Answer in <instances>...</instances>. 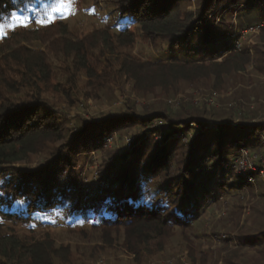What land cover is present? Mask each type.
<instances>
[{
  "label": "trees",
  "instance_id": "obj_1",
  "mask_svg": "<svg viewBox=\"0 0 264 264\" xmlns=\"http://www.w3.org/2000/svg\"><path fill=\"white\" fill-rule=\"evenodd\" d=\"M59 1L0 0V24L18 12L43 14ZM110 2L117 32L106 26L82 38L57 21L12 32L0 42V220L89 225L100 233L94 258L118 244L140 258L151 254L152 247L161 252L164 242L176 236L187 244L186 235L192 234L204 209L221 199L237 208L245 190L264 200L260 177L238 175L233 168L242 150L264 153V123L246 118L236 123L230 116L214 123L185 103L175 113L165 104L138 111L128 101L121 112L91 118L72 130L60 104L78 103L82 75L85 85L123 82L140 98L156 92L174 95L180 85L203 82L219 89L248 67L264 76V45L254 46L252 53L229 45L236 32L226 28L219 14L229 8L238 20L247 21L241 24L244 29L257 26L264 40V0ZM131 28L155 48L165 45L169 54L161 50L160 60L133 59L128 53L136 39ZM35 44L40 48H33ZM193 56H206L207 61H190ZM52 57L64 60L60 83L54 82ZM128 134L129 146L120 155L106 150V139ZM106 151L95 188L83 191L76 160ZM222 242L261 252L264 222ZM70 258L69 246L55 247L49 238L27 244L0 237V264H68ZM232 261L224 258L225 264Z\"/></svg>",
  "mask_w": 264,
  "mask_h": 264
},
{
  "label": "rangeland",
  "instance_id": "obj_2",
  "mask_svg": "<svg viewBox=\"0 0 264 264\" xmlns=\"http://www.w3.org/2000/svg\"><path fill=\"white\" fill-rule=\"evenodd\" d=\"M110 1L60 0L46 9L43 14L14 13L8 22L0 24V42L12 32L38 29L57 21L65 23L71 33L82 38L106 26H114L113 32H117L118 27L115 26L114 20L116 9ZM192 9V5L187 7V10ZM219 14L226 28L236 32L233 34L234 37L228 40L229 45L234 44L238 50L248 48L250 53L253 52L254 46L264 45L263 37L257 26L248 30L244 29L241 24L247 21L238 20L227 7L221 8ZM131 30L136 36L135 43L128 52L133 59L140 62L160 60L162 59L161 50L164 55L169 54L165 45L155 48L145 42L135 28ZM33 48L39 49L40 47L35 44ZM190 61L206 62L207 57L193 56L190 57ZM63 62L62 58L52 57L54 82L60 83L63 80V66L65 65ZM238 76L226 79V85L219 89L214 87L213 82H203L195 86L180 85L178 92L174 95L156 92L154 95L140 98L133 94L129 85H123V82L116 84L107 80V83L93 82L85 85L86 77L82 75L83 84L79 85L78 103L69 106L64 103L61 105L59 102L60 110L72 130H75L81 122L89 121L91 118L121 112L128 101H133L138 111L147 105L163 107L165 104L175 113L185 103L199 114L205 112L204 116L208 115L215 121L214 123L227 119L229 116L236 123L243 122L245 118L264 123V76L252 71V67L240 72ZM52 100L58 102L53 96ZM212 114L215 116H211ZM195 129L198 128L193 126L192 130ZM156 141H159L158 137ZM129 143V134L122 138L113 137L105 140L106 150L117 156L128 148ZM107 151L86 153L76 160L83 191L88 192L95 188L98 170L108 159ZM243 151L246 152V162L251 164V169L255 172L241 170V173L245 174L240 175L246 176L249 172L257 174L261 183L264 184L263 151ZM241 196L243 201L237 203V208L231 200L224 202L222 199L217 204L207 206L204 214L194 224L192 234L186 235L189 239L187 244L182 237L176 236L164 242V249L161 252L155 251L152 247L151 254L140 258H133L125 253L119 244L116 245L114 251L94 258L92 249L99 245L100 233L89 225L71 224L60 220H47L41 224L28 225H15L0 220V237L13 236L27 244L49 238L55 247L69 246L71 258L68 264H225L224 258L228 257L232 258L234 264H264V249L259 252L248 248H238L232 242L226 244L222 242L229 238V234L239 233L242 228L251 227L257 221L264 222V200L259 201L245 190H242ZM256 210L261 211L262 214L257 215ZM154 244L155 241L151 246ZM188 249L193 254V263L187 257Z\"/></svg>",
  "mask_w": 264,
  "mask_h": 264
},
{
  "label": "built area",
  "instance_id": "obj_3",
  "mask_svg": "<svg viewBox=\"0 0 264 264\" xmlns=\"http://www.w3.org/2000/svg\"><path fill=\"white\" fill-rule=\"evenodd\" d=\"M257 29H258V27H257ZM245 157H246V152L242 150L241 151V155L238 156V158H236L235 161H234L233 168H234L235 173L238 174V175H240L242 173H243V175L245 174L244 172L241 173V170H250L252 172H255L254 169H251V164H248L246 162V158ZM246 168H248V169H246Z\"/></svg>",
  "mask_w": 264,
  "mask_h": 264
}]
</instances>
